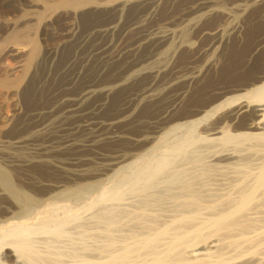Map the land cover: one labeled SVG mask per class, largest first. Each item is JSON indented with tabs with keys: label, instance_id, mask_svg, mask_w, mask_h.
<instances>
[{
	"label": "bare ground",
	"instance_id": "6f19581e",
	"mask_svg": "<svg viewBox=\"0 0 264 264\" xmlns=\"http://www.w3.org/2000/svg\"><path fill=\"white\" fill-rule=\"evenodd\" d=\"M0 1L3 9H8L7 7L10 6L20 7L18 3L22 2L21 0ZM23 1L25 3L30 2L28 6L41 5L42 8L19 14V18L13 20L12 31L0 42V71L8 70L6 64L4 65V62H2V56L4 53L6 55V52L15 55L22 67V73L20 71V75L16 78L11 79L10 76L4 74L5 76L3 75L4 77L0 78V87L9 92H15L16 90L19 91L30 80L32 86L29 87H32V91L37 94L35 97L39 98L36 100L37 103L40 100L42 101L45 95L48 94L46 92L53 84L49 82L52 78L49 81H47L48 79L43 80L47 74L42 77L44 74L39 73L40 66L42 65L44 69L43 65L47 63V59L49 61L64 47V52H66V46H69V42L75 35L73 24V27L67 25V28H64L65 25H61L64 28H61L63 31H60V28H56L58 29L56 30L54 24L61 20V24H63V20L68 18L69 13L74 14V11L79 10L92 14L114 13L116 16L112 20L99 22L100 24L95 28L93 27L92 30L89 29L91 32L85 34V38H81L80 44H78L85 46L91 35L96 36V40L94 39L93 42L91 40L90 45L87 44L89 49L86 48L87 53L84 57H81V65L76 64L77 62L80 63L79 60H73V63L70 62L67 66H62L64 70L61 69L64 75V72H68L70 65L71 68L74 65L79 68L82 67L77 71L75 67V71L72 70L73 73L68 77V80L65 82L64 79L63 83L61 81L62 84L59 83L61 86H58L57 82L58 87L55 86L56 84L54 85L56 88L52 85L50 88H54L52 93H49L52 95L49 96H52L53 100L47 105H35L34 110L31 109L32 112L28 114V126L24 125L25 129L22 126L23 131L19 132L20 134L16 135L14 133L13 136L11 133L8 140L0 143V157H2L3 163L10 165L9 168L13 167L15 169L14 172L6 169L8 166L2 165L3 163L0 160V264H264V160L254 164L253 159L255 154H261V157L264 155V0H193L194 2L190 1L192 3L188 4V8L186 7L187 10L184 8L185 5L183 6L184 12L172 15L176 14L173 11L174 13L172 12L171 15L162 19L158 18L159 9L163 2L167 1L169 3L171 0ZM126 8L133 9L135 15L126 27L119 29V15ZM166 10L165 8L164 11ZM72 11L73 13H71ZM81 11H79L80 15ZM208 17L212 18L216 24L212 30H202L204 35H209L214 40V43L212 42V45L207 48L208 50L213 49L218 42L229 41L234 36L245 34L243 36L244 42L238 39L239 41H237L240 43L231 45L233 47L230 50V56H233L234 59L232 58L230 61L229 58V63L226 61L229 66L225 65L226 63L224 64L228 67L225 79L227 78L232 83L228 82L231 86L222 90L223 86L228 84L224 83L225 85L221 87L222 91L218 93L214 100L205 105L203 104L201 107L199 106L196 110L192 109L193 113L190 111V115L185 122L172 126L167 133L177 130L187 131L188 133H186L187 136L181 138L183 139L181 142L176 143L177 145L174 144L173 146L172 144V147H165L164 153H161L162 149L158 156L156 154V156L154 154L149 155L150 152L129 161L131 158L128 155L129 153L118 154L115 151L116 156L111 153L114 156L113 159L107 160L110 158H106V160L104 159V161L98 163V168H95V171L93 170L94 172L90 177L88 176V179L98 180L100 175H106L111 170H115V173L110 179L111 184L108 182L109 184L106 186H99L98 194L95 197H90L89 202H84L86 203L84 206L86 210H98L92 211L94 214H91V217L94 216L95 222L98 224L96 226L99 228L97 234L92 233L90 227L88 228L91 231L87 230L86 226L88 224L86 225L85 220L81 217L83 216L81 214L83 208H80L81 204L80 207H77L73 206V203L68 208L67 204L60 205L56 200L55 202L51 201L54 199L52 196L57 197L58 194L57 196L56 193L54 195L50 194H53L55 190L58 192L60 186L62 189L59 182H49V179L47 182H40L39 177L36 178V181L39 180L40 185H38V182L37 185L36 183L34 185L48 188V192H45L44 195L38 192L29 193L30 190L27 192L25 190L27 187L24 188L26 183L23 186L22 183L15 182L17 176L22 179L27 173L33 171L37 173L39 168L34 169L36 165H49L65 176L62 178L69 180L85 176L88 170L92 169V165H90L91 168H87V164L93 161L91 155L94 153L99 155L96 150L102 148H99V145L104 143L103 140L127 138L124 134L126 129L121 131L119 126L122 123L124 124L125 121L127 124L142 100L147 98L154 100L161 94L163 89H167L169 86L173 87V84L177 86L179 83L183 85V83L198 81L201 75L204 74L200 67L192 66L193 69L188 72L178 70L179 67L176 70L175 65L177 64L174 67L170 66L169 58H171L173 52L181 47L187 49L184 50L185 52L193 47V41H190L192 36L189 38V29L192 30L194 27L197 29L196 25L203 18ZM51 26L53 27L50 28ZM42 28H48L51 30L52 36L59 38L56 46L50 47L51 45H48L50 47L48 49L44 46L47 49L43 48L45 52L41 48L44 43L41 44V41L38 40L40 36L39 38L37 36ZM192 31H190V35ZM47 34H49V31ZM123 36H128L129 40L122 41ZM118 40L122 42L118 44ZM76 41L74 40V45ZM70 46H72V43ZM204 47L206 48V46ZM142 49H148V53L138 56ZM193 49L191 51H194ZM207 49L205 50L206 53ZM74 51H72L73 55L75 54ZM72 52L68 51L70 54ZM204 52L202 51L203 54ZM61 53L59 54L61 55ZM186 54L188 55V53ZM224 54L226 55V53ZM222 57L223 55H220L219 58ZM199 58H203L202 54ZM193 60L195 61V59ZM216 60L214 58L207 59L206 67L214 68ZM92 63H94V66L96 65V68L93 66L96 69V71H93L95 73H86L88 71L87 66ZM119 63H122V65L125 63L120 72H116L111 77L104 76L108 67L119 66ZM222 66L220 67L223 68ZM113 69L110 71L114 72ZM214 69L212 70L214 71ZM38 73L42 77L40 80L41 77ZM168 73L171 76L173 74V77L167 79L166 75ZM213 73L212 76H214ZM218 73L220 76L221 71H218ZM224 73L222 75H225ZM52 74L54 76L55 73ZM60 74L62 75V73ZM162 76H166L163 77L164 80L161 79ZM147 77L146 82L144 78L147 79ZM142 78L143 81L145 80L144 84L139 86L140 88L137 87L138 89L135 91L128 93L127 89L134 86L133 84L139 82ZM222 78L219 77V80ZM223 79L222 81L226 82ZM214 80L219 81L217 78H214ZM54 81H56V78ZM80 81L82 85H80L79 90L76 89L75 91L73 84L75 86ZM222 81L219 83L223 84ZM46 82H49V87ZM207 83L206 85H208ZM172 89L175 91L174 87ZM125 90L128 91V94ZM121 91H124L127 95L124 96V93H120L123 96L119 94L118 98L116 93ZM31 93V91L28 92L29 95ZM115 94L118 98L116 99L117 103H115L118 110L113 115L109 112L106 114H111L110 116L103 115L110 98L113 95L114 98ZM179 95L181 94L179 93ZM163 99H165L164 95ZM176 99L178 98L176 97ZM34 100L32 98V102ZM109 104L110 106H108L111 108L113 104ZM150 106L148 105L149 108H151ZM158 106H161V104ZM140 108L142 107H139V111ZM143 108L142 111L147 110V108H144V110ZM167 108H169V105ZM17 110L15 109V111ZM151 111L149 112L151 113ZM136 112L137 115H134L138 116L139 112L137 110ZM158 113L160 114V112ZM15 116L16 114L14 116L12 114L11 117L5 116L7 118L6 121L4 120L5 125H12L15 122L14 120L17 119ZM216 116H218L217 119ZM21 117L18 116V118ZM212 119L214 121L209 122ZM133 121L134 119L130 124L134 123ZM165 122L162 123L165 125ZM15 123L12 126L16 129ZM5 125L2 126L3 130L6 127ZM11 125L10 127H12ZM201 127L202 131L200 132L198 129ZM155 128L158 135H150L149 131L146 133L145 130V135L132 138L140 144L141 141H145L147 145L157 143L163 138L160 134L164 128L161 126H155ZM15 129L9 130L15 132L17 131ZM6 132L7 135L10 133ZM1 135L3 134L0 133ZM171 139L173 138L171 137ZM193 147H195V150L191 152L190 148L193 149ZM202 147L205 148L203 150H206L208 154L203 150L206 155L201 154V150L199 152L198 149ZM120 149L123 150L122 147ZM125 152L127 151L125 150ZM66 153L69 154L67 157ZM64 154L66 155L64 156ZM258 158H260V155ZM181 161L196 164L194 166L200 167L201 165V168L199 172L186 170L187 166H185L186 169H181L179 168ZM44 172L46 173V170ZM43 173L40 174L43 175ZM47 173L46 176H49ZM51 176L50 178H52ZM33 177L35 178V176ZM85 177L87 179V176ZM52 179H54V176ZM103 184L105 185V183ZM36 186L34 189H37ZM95 186L97 185H94L93 181L79 182L75 187L62 189L59 193L61 194V196L59 195L60 200L62 197L77 199L83 191L86 193L85 190L99 188ZM48 194L50 196L45 197ZM129 194H133V198L136 195L140 199L138 203L135 201L137 204L133 202L135 204L134 208H136L134 214L131 212L128 214L121 210L122 208L113 205L114 202L126 199ZM125 196L127 197L125 198ZM10 197L17 198L19 204L16 200L15 206H13ZM80 199L82 198L78 200ZM167 201L174 202L173 209L165 208ZM63 210L64 214L62 213L63 216H61L59 211L62 212ZM84 212L86 213V211ZM126 216L130 220L125 221ZM86 220L88 221V219ZM124 221L125 224H123ZM134 222L140 227L133 224ZM42 235L45 236L40 237ZM95 236L96 243L89 247L87 240L95 238ZM97 237L99 240H97ZM89 251H92L93 254H89Z\"/></svg>",
	"mask_w": 264,
	"mask_h": 264
},
{
	"label": "rangeland",
	"instance_id": "374dc122",
	"mask_svg": "<svg viewBox=\"0 0 264 264\" xmlns=\"http://www.w3.org/2000/svg\"><path fill=\"white\" fill-rule=\"evenodd\" d=\"M22 2L21 3H18V6H20V7H15V6H10V7H7L8 9H3V7H2V5H1V1H0V42H2L5 38H6V36H8V34L12 31V29L11 28H13V26H11V25H13V20L15 19H18L19 18V14H22L23 12H28L29 10H31V11H36V10H39L38 8H42L41 7V5H39V6H37V5H32V6H28V4H30V2H28L27 0V2L28 3H25L23 0H21ZM177 1V0H176ZM176 1H169V3H167V1L166 2H163V5L161 6V8L159 9V12H158V18L159 19H162V18H165L166 16H169V15H171L172 14V12L174 11V12H176V14H172V15H177V14H180V13H182V12H184V8H188V6L190 5V3H192V2H190V1H193V0H186V2H185V0H183V1H177V3H176ZM195 1V0H194ZM193 1V2H194ZM173 4H172V3ZM171 3V4H170ZM23 4H25V5H23ZM168 4V5H167ZM178 4V5H177ZM189 4V5H188ZM169 5H171V6H169ZM185 5V6H184ZM23 6V7H22ZM35 6V7H34ZM170 8H169V7ZM175 6V7H174ZM183 6H184V8H183ZM12 7V8H11ZM22 7V8H21ZM163 7V8H162ZM180 7V8H179ZM11 8V9H10ZM21 8V9H20ZM165 8L167 9L166 11H164L165 10ZM173 10H172V9ZM187 8H186V10H187ZM26 9V10H25ZM34 9V10H33ZM7 10V11H6ZM20 10H22L21 12H20ZM24 10V11H23ZM79 11H81V10H79ZM79 11H74V14H70L69 13V15H68V18H66V19H64L63 21L64 22H66L65 24H64V22H63V24H61V21H59V22H57V23H55L56 24V26H55V24H54V27H55V29L56 28H60L59 30L61 31L62 29H64V28H67V25H70L71 27H73L74 28V30H75V35L73 36L74 38L73 39H71V41L69 42V46L71 45V43H72V46H70V48H69V46L67 47L66 46V49L65 50H67L66 52H64V48L62 49V51H60L59 53H61V55L58 53V54H56L54 57H51L50 59H52V60H50L49 59V61H48V59H47V65H46V68H45V65H43L44 66V69H43V67H42V65L40 66V68H41V70L43 69V71H41L40 70V68H39V73L42 75V74H44L42 77H45V74H47L46 75V77L43 79V80H47V81H49V79L50 78H52V79H50L51 81H49L53 86L56 84V82L58 83V86H61V84L63 83V80L65 79V82L68 80V77H70L71 76V74L76 70H79L80 68L76 65H74L72 68H71V65H70V68H68V72H64V75H63V70H64V67L65 66H67L68 64H70V62H74V61H77V60H79V62L80 63H76V64H79V66L81 65V57H84V55L87 53V49L86 48H88L89 49V45H90V41L92 40V42L94 41V39L96 40V36L94 37V35H91V38H93V39H91V38H89V41H88V43H89V45H85V46H81V45H79L80 44V40H81V38L83 39V38H85V36L87 35V34H89L90 32H91V30L92 29H94L98 24H100V23H103L105 20L107 21V20H112L115 16H116V14H114V13H89V12H87V11H84V10H82L81 11V15L79 14ZM169 11H171V12H169ZM179 11V12H178ZM181 11V12H180ZM20 12V13H19ZM30 12V11H29ZM134 10L133 9H130V8H126L125 10H123L121 13H120V15H119V18H120V25H119V29L120 28H124V27H126L127 25H128V23L132 20V18H134ZM163 12V13H162ZM168 12V13H167ZM173 12V13H174ZM178 12V13H177ZM71 13H73V11L71 12ZM99 14V15H98ZM123 14V15H122ZM17 15V16H16ZM75 15V16H74ZM100 17H101V19H100ZM11 18V19H10ZM6 19V20H5ZM70 19V20H69ZM73 21H72V20ZM66 20V21H65ZM69 22H68V21ZM96 22H95V21ZM203 21V22H202ZM71 22V23H70ZM100 22V23H99ZM202 22V23H201ZM201 22L198 24V25H196V27H197V29L194 27V28H192V30L191 29H189V38H190V36H192L191 37V39H190V41L192 40L193 42H192V45H193V47L192 48H194L193 50L195 51H191V49L190 50H188L187 52H185L186 50L183 48L182 49V47L180 48V49H177V51H175V52H173L172 53V55L170 56L171 58H169V64H170V66H172V67H174V65L175 64H177V65H175V69L177 68L178 69V67H179V69L178 70H183L184 72H188L189 70L191 71L192 69H193V67H200L201 69H202V73H204V74H202L201 75V78H203V80H201V78L198 80V81H195V82H191V83H183V85H181L180 83H179V85L177 84V86H175L176 84H173L172 86L175 88L174 90L175 91H173V87H171V86H169V87H167V89L165 88V89H163L162 91H161V94H159V96L157 97V98H155L154 100H152V99H144V100H142L140 103H139V105H138V107H137V111L139 112L138 113V116H136L137 114V112H136V110L133 112V114L132 115H134V114H136V115H134V116H132L131 115V117H130V119L127 121V124H126V121H125V123L123 124L122 123V125H120L119 126V128H121V131H122V129H124V131H125V129H126V133H124V131H123V133L124 134H126V136H127V138H119V139H117L116 140V138L115 139H111V140H109V138H108V140H103V142L105 143H102V144H98L99 146V148H101V149H98L97 148V153L99 154V155H97L96 153H94L93 155H91V157H92V159H93V161L92 162H87L88 164H87V168L89 169V167H90V165H92L91 167H92V169H90V170H88V172H87V174L85 175V176H87V179H86V177L85 176H82V177H79V178H77V179H74V180H69V179H67V178H62V177H65L64 175H62V173H59V171H57L56 169H54V168H52L51 166H49V165H36L35 166V168L34 169H36V168H39L38 169V171H37V173H34V171L33 172H30L29 174L27 173V174H23L24 176H23V178H22V176H21V178L22 179H19L18 178V176H17V178H15V182H17V183H22L23 184V186H24V184H25V186H24V188H26L25 190L28 192L29 190H30V192L29 193H32V192H38L39 194H43L44 195V193L45 192H48V188H46V187H43V186H39V187H37L36 185H37V182L39 183L38 185H40V182H47V180L49 179V182H55L56 181V183L57 182H59L60 183V185H62V189H65V188H68V187H75L76 185H77V183H79V182H91V181H93V183H94V185H97L98 187L100 186V187H103V186H106V185H108L109 183L111 184V177L114 175V173H115V170H111V171H109V172H107L106 173V175L104 174V175H100L99 176V178L100 179H98V177H97V179L99 180H96V179H93L92 180V178H90V179H88L89 177H90V175L96 170L95 168H98V163L99 162H101V161H104V159L106 160V158H110V159H107V160H111V159H113L114 158V156H116L117 154L116 153H126V154H128L131 158H130V160L129 161H131L132 159H136V158H138V157H140L141 155H143V154H145V153H150L149 155H160L159 154V152H161L160 150H162V152L161 153H164L163 151L167 148V147H172V144H173V146H174V144L175 145H177L176 143H178V142H181L183 139H181V138H184L185 136H187L186 135V133H188L187 131H183V130H177V131H170L169 133H167L168 132V130H170L171 129V127L172 126H174L175 124H177V123H183V122H185L186 120H187V117L190 115V111H192L191 113H193V110H196V109H198L199 108V106L201 107V106H203V104L205 105V104H207V103H209L210 101H212V100H214L215 99V97H217V95H218V93L220 92V91H222V90H225L226 88H228L229 86H231V82L230 81H228V79L226 78L225 79V76H226V73H227V70H228V67L227 66H229V65H227V62L226 61H228V59L231 61L232 60V58H233V56H230V54H231V48L233 47V46H231V45H233V43H234V45H236L237 43H240V42H238L239 40L241 41V42H244L245 40H244V38H243V36H245V34L244 35H240L241 36V38H240V36H234V37H232L231 38V40H229V41H223V42H218V43H216L215 45H214V48L213 49H207L210 45H212V42L214 41L213 40V38L210 36L209 37V35H204L203 33H202V30H212L214 27H215V22H214V20L212 19V18H210V17H208V18H203L202 20H201ZM94 23V24H93ZM6 24V25H5ZM72 24H73V26H72ZM93 24V25H92ZM57 25H58V27H57ZM64 26L65 25V27L63 28L62 26ZM201 25H203V26H201ZM6 26H7V29H6ZM90 26V27H89ZM199 26V27H198ZM53 26H51L50 28H52ZM94 27V28H93ZM62 28V29H61ZM58 29H56V30H58ZM88 30V32H87V30ZM89 29H91V30H89ZM9 30V31H8ZM45 30V31H44ZM47 30V31H46ZM79 30V31H78ZM85 30H86V33H85ZM48 31H49V34H47L48 33ZM50 31L51 30H49L48 28L47 29H43L42 28V30L40 29L39 30V32H38V34H37V36H38V38H39V36H40V38L38 39L39 40V42L41 43V44H43V45H41V48H42V50H43V52H45V50L44 49H46L45 47H47V49H48V47L50 46V47H53V46H56L57 44H58V42H59V38L58 37H54V36H52L51 35V33H50ZM63 31V30H62ZM190 31H192V34L190 35ZM46 32V33H45ZM82 33V35H81V33ZM76 33H78V34H76ZM79 33H80V36H79ZM86 34V35H85ZM200 34V35H199ZM85 35V36H84ZM51 36H52V38H51ZM76 36H79V37H76ZM82 36V37H81ZM93 36V37H92ZM209 38H208V37ZM5 37V38H4ZM53 37H54V39H53ZM76 37V38H75ZM56 38V39H55ZM77 38H79V39H77ZM124 38V39H123ZM123 38L121 39L122 41L123 40H129V38H128V36H123ZM210 38H212V39H210ZM236 41H235V40ZM239 39V40H238ZM53 40V41H52ZM58 40V41H57ZM74 40L76 41V43H75V45L73 44L74 43ZM238 40V41H237ZM56 41V43H54ZM79 41V42H78ZM122 41H117V43L119 44V43H121ZM50 42V43H49ZM236 42V43H235ZM52 43H54V44H52ZM79 43V44H78ZM211 43V44H210ZM214 43V42H213ZM49 45V46H48ZM79 45V46H78ZM197 45V46H196ZM222 45V46H221ZM224 45V46H223ZM43 46V47H42ZM45 46V47H44ZM75 46H77V47H75ZM195 46V47H194ZM204 46H206V48L204 47ZM49 47V48H50ZM84 47H85V49H84ZM201 49H200V48ZM217 49H216V48ZM223 47H225V48H223ZM44 48V49H43ZM70 50H69V49ZM77 48V49H76ZM83 48V49H82ZM46 49V50H47ZM82 49V50H81ZM196 49V50H195ZM207 49V53H206V50ZM223 49V50H222ZM73 50H75L74 51V55H73ZM179 50V51H178ZM185 50V51H184ZM217 50V51H216ZM220 50H221V52H220ZM226 50H228L227 52H226ZM68 51H70V53L72 52V54H70V53H68ZM77 51H78V53H77ZM80 51V52H79ZM85 51V52H84ZM200 51V52H199ZM202 51L204 52V54L202 53ZM209 51H211V52H209ZM223 51H225V52H223ZM230 51V53H228ZM84 54H83V53ZM192 52V53H191ZM197 52H199V53H197ZM66 53V54H65ZM146 53H148V49H142L141 51H140V53L138 54V56H143V55H145ZM185 53V54H184ZM186 53H188V55L186 54ZM190 53V54H189ZM195 54V56H194V54ZM205 53H206V55H205ZM208 53H210L209 55H207ZM222 56L223 55V57L220 59L219 57H220V55ZM224 53H226V55L224 54ZM64 54V55H63ZM68 54V55H67ZM82 54V55H81ZM201 54H202V57L203 58H199V57H201ZM67 55V56H66ZM78 57H77V56ZM175 55V56H174ZM212 55V56H211ZM225 55V56H224ZM229 55V56H228ZM4 56V57H3ZM3 56H2V62H4L3 64L7 67V69L10 71H8V70H6V71H4V72H2V71H0V78L4 75V74H6V75H8V76H10V78L11 79H13V78H16L17 76H19L20 75V71H21V73H22V67L20 66V63H19V59L17 60V57L15 56V55H13L12 53H8V52H6V55H5V53L3 54ZM14 56V57H13ZM56 56H58V57H56ZM62 56H65V57H62ZM73 56V57H72ZM184 56V57H183ZM186 56V57H185ZM196 56H198V57H196ZM205 56V57H204ZM206 56H208V57H206ZM211 56V57H210ZM60 57V58H59ZM226 57V58H225ZM68 58H70V59H68ZM73 58V59H72ZM77 58V59H76ZM184 58V59H183ZM187 58V59H186ZM191 58V59H190ZM205 58V59H204ZM209 58H214L217 62H216V65L214 66V68H212V69H214V71L211 69V68H208V67H206V60L207 59H209ZM224 58H225V60H224ZM58 61H57V60ZM59 59H60V61H61V63H60V61H59ZM62 59H64L63 61H62ZM193 59H195V61L193 60ZM197 59H199L198 60V62H196V60ZM218 59H219V61H218ZM234 59V58H233ZM57 62H55V61ZM74 60V61H73ZM191 61V60H193L196 64H193L194 62L193 61H191V62H189V61ZM202 60V61H201ZM54 61V62H53ZM92 61V60H91ZM200 61V62H199ZM224 63H223V62ZM230 61H228V63L230 62ZM53 62V63H52ZM187 62H189V63H191V64H193V65H191V64H187ZM49 63V64H48ZM55 63V64H54ZM71 63V64H72ZM123 63V62H122ZM122 63H119L118 65L119 66H117V65H114L113 67H111V68H107L106 69V73H105V77H111V76H113V75H115L116 74V72H120L121 71V69L125 66V63L122 65ZM182 63H183V65H182ZM226 63V64H225ZM19 64V65H18ZM54 64V65H53ZM64 64V65H63ZM93 64V65H92ZM92 64H89L88 66H87V72L86 73H95V72H93V71H96V69H94V68H96V65L94 66V63H92ZM199 64V65H198ZM217 64H219V65H217ZM221 64V65H220ZM222 64H223V66H222ZM224 64L225 65H227V66H224ZM181 65V66H180ZM62 66H64V67H62ZM92 66V67H91ZM93 66H94V68H93ZM117 66V67H116ZM182 66H184V67H182ZM193 66V67H192ZM217 66H218V68H217ZM220 66H222L223 68H221ZM9 67V68H8ZM49 67V71L47 70V68ZM53 67H55V68H53ZM58 67H60V68H58ZM75 67H76V69H75ZM78 67V68H77ZM89 67H90V69H89ZM121 67V68H120ZM205 67H206V69H205ZM63 70H62V69ZM113 68H115V69H113ZM116 68H118L117 70H116ZM20 69V70H19ZM52 69H53V71H52ZM57 69V70H56ZM61 69V70H60ZM75 69V70H74ZM109 69V70H108ZM113 69V71L114 72H112V71H110V70H112ZM176 69V70H177ZM184 69H186V70H184ZM221 69H223V70H221ZM225 69V70H224ZM227 69V70H226ZM59 70V71H58ZM70 70V71H69ZM72 70H73V72H72ZM92 70V71H91ZM206 70V71H205ZM210 70H211V73H210ZM108 71V72H107ZM209 71V72H208ZM214 73H213V72ZM218 71H221V74H220V76H219V73H218ZM225 73H224V72ZM9 72V73H8ZM43 72V73H42ZM45 72V73H44ZM47 72V73H46ZM51 72V73H50ZM225 74V75H222L223 73ZM2 73V74H1ZM38 73V74H39ZM52 73H55L54 74V76H53V74ZM60 73H62V75L60 74ZM69 73V74H68ZM109 75H108V74ZM209 73V74H208ZM213 73V75L214 76H212L211 74ZM217 73H218V75H217ZM39 74V76L41 77V75ZM50 74V75H49ZM52 74V75H51ZM58 74H60L61 75V77H59L60 75H58ZM111 74V75H110ZM118 74V73H117ZM208 74V75H207ZM50 77H49V76ZM67 75V76H66ZM206 75V76H205ZM216 75H217V77H216ZM222 75V76H221ZM5 76V75H4ZM3 76V77H4ZM52 76V77H51ZM62 76H63V79H62ZM67 77V79H66V77ZM167 76V77H166ZM166 76H162L161 77V79L162 80H164L163 79V77H166L167 79H170V78H172L173 77V74H172V76H171V74L170 73H168ZM168 76H170V77H168ZM42 77L41 78H39V80L40 79H42ZM56 78V81H54L55 80V78ZM213 77V78H212ZM219 77H223L225 80H226V82H223L222 81V79L221 80H219ZM53 78H54V80H53ZM204 78H206V79H204ZM214 78L216 79H218L219 81H215L214 80ZM60 79V80H59ZM62 79V80H61ZM145 80H146V82H147V80H148V77H147V79L146 78H144ZM211 80V82H210V80ZM223 79V80H224ZM42 80V81H43ZM60 82H59V81ZM145 80L143 81V78L142 79H140L139 80V82L137 81V82H135L133 85L134 86H131L132 88H133V90H132V88L130 87L129 89H127L128 91H126V93L128 92V93H130V92H133V91H135L136 89H138L137 87H139V86H142L144 83L143 82H145ZM166 80V79H165ZM209 80V81H208ZM224 80V81H225ZM30 80H28L26 83H25V85H23V87H21L20 89L22 90H20L19 89V91L18 90H16L15 92L17 93H15L14 91H8V90H4L3 89V87H0V88H2V89H0V128L3 126V125H5L6 123L4 122V120L6 121L7 120V118L6 117H8V116H12V114H13V116L16 114V118L20 121V122H22V123H20L17 119L16 120H14L15 122H13L12 123V125L15 123V127H16V129L15 128H13V126L11 125V124H9V126H7V125H5L6 127H4V130H3V127L0 129V133L1 134H3V135H1L0 137V143H1V141H5V140H8L11 136H9V135H11V133L13 134V136L16 134H20L21 133V131H23L22 130V128L23 129H25V126L27 127L28 126V119H29V117H28V114H30L31 112H32V110H34L33 108H35V105H37V104H45V105H47V103H50L52 100H53V97L52 96H49V95H52V94H49L50 92L52 93V90H53V88L56 86V87H58L57 86V84L53 87V88H50L49 87V82H46L48 85V89L49 90H47V92L46 93H48V94H46L45 95V97H47V98H43L42 99V101L40 100L38 103H37V101L36 100H38L39 98H37V97H35V96H37V94L34 92V91H32L33 89H31L32 87H29V86H32L31 85V83L29 82ZM61 81H62V83H61ZM141 81V82H140ZM223 82V84H221V83H219V82ZM208 82V83H207ZM228 82H230V83H228ZM59 83H61V84H59ZM136 83H141L140 85L139 84H136ZM206 83L208 84V85H206ZM209 83H212V84H209ZM215 83V84H214ZM217 83V84H216ZM227 84V85H225V84ZM29 84V85H28ZM79 84V85H78ZM188 84V86H186ZM221 84V85H220ZM80 85H82V82L80 81V82H78L77 84H75V86H74V84H73V89L76 91V89H78L79 90V87H80ZM137 85V86H136ZM181 85V86H180ZM214 85H215V87H214ZM217 85H218V87H217ZM219 85H220V87H219ZM223 85H225V86H223ZM78 86V87H77ZM135 86H136V88H135ZM179 86H180V88H179ZM184 88H183V87ZM224 87L223 89L221 88V87ZM25 87V89H23ZM28 87V88H27ZM55 87V88H56ZM76 87V88H75ZM171 87V88H170ZM176 87H177V89H176ZM182 87V88H181ZM30 88V89H29ZM140 88V87H139ZM168 88H169V92H168ZM186 88V89H185ZM217 88H218V91H217ZM26 89H27V91H26ZM131 89V90H130ZM172 89V90H171ZM181 89V90H180ZM216 89V90H215ZM222 89V90H221ZM33 93H31L30 95L28 94V92L30 93V91ZM166 90V94L164 93V91ZM179 90V91H178ZM173 91V92H172ZM21 92H23V93H21ZM25 92V93H24ZM27 92V93H26ZM172 93V95H171V93ZM178 92V93H177ZM182 92V93H181ZM184 92V93H183ZM10 93V94H9ZM19 93V94H18ZM21 93V94H20ZM34 93H35V95H34ZM120 93H124V91H121V92H118V93H116L117 94V97L119 96V94ZM126 93H124L123 95L125 96V94ZM127 93V94H128ZM175 93V94H174ZM179 93L181 94V95H179ZM215 93H217V94H215ZM23 94V95H22ZM116 94H115V97L113 98V96L110 98V100H109V103H111V108H109V106H110V104L108 103V105H107V107L105 108V110L106 111H104V114L103 115H105V116H110L111 114L113 115L114 113H116V111L118 110V107H116L117 106V104L115 105V103H117V100L116 99H118L117 97H116ZM126 94V95H127ZM164 95V98L165 99H163V95ZM34 95V96H33ZM123 95H121L120 94V96H123ZM169 95V96H168ZM170 95H171V97H170ZM176 95V96H175ZM178 95H179V97H178ZM183 95V96H182ZM213 95V96H212ZM161 96V97H160ZM50 97V98H49ZM176 97L178 98V99H176ZM24 98H26V99H24ZM32 98H33V100L36 102H32ZM166 98H167V101H166ZM30 99H31V101H30ZM51 99V100H50ZM114 101H113V100ZM157 99V100H156ZM159 99H163V100H159ZM174 99V100H173ZM176 99V100H175ZM181 99V100H180ZM183 99V100H182ZM185 99V100H184ZM25 100H28V101H25ZM148 100V101H147ZM156 100V101H155ZM159 100V101H158ZM112 101H113V103H112ZM163 101H165V102H163ZM168 101H169V103L170 102H172V103H168ZM174 101V102H173ZM190 101V102H189ZM44 102H46V103H44ZM144 102H145V104H144ZM149 102V103H148ZM151 102V103H150ZM167 102V103H166ZM180 102V103H179ZM192 102V103H191ZM204 102H206V103H204ZM148 103V104H147ZM154 103H156L155 105H154ZM167 104L166 106L168 107V105H169V108H167L166 106H165V104ZM177 103V104H176ZM30 106H29V105ZM141 104H143V105H141ZM146 104H147V106H146ZM161 104V106H158V105H160ZM174 104V105H173ZM191 104V105H190ZM193 104V105H192ZM194 104H195V106H194ZM28 105V106H27ZM148 105L150 106V105H152V106H150L151 108H149L148 107ZM164 105V106H163ZM172 105V106H171ZM176 105V106H175ZM177 105H179L178 107H177ZM154 106H156L155 108H154ZM162 106H163V108H162ZM190 106H192V107H190ZM29 107V108H28ZM31 107V108H30ZM139 107H144L145 109L147 108V110H144V108H143V110L144 111H142V108H140V111H139ZM160 107V108H159ZM187 108V110H186V108ZM191 109H190V108ZM37 108V107H36ZM117 108V109H116ZM152 108H154V109H152ZM165 108V109H164ZM173 108H175V110H173ZM15 109L17 110V109H19V110H17V111H15ZM28 109H30V110H28ZM32 109V110H31ZM112 109V110H111ZM116 109V110H115ZM159 109H162V110H159ZM170 109V110H169ZM188 109H190L189 111H188ZM193 109V110H192ZM22 111V113H21V111ZM108 110H110V111H108ZM115 110V111H114ZM151 111V113L149 112V111ZM27 111V112H26ZM114 111V112H113ZM146 111H147V113H146ZM162 111H164V113H162ZM166 111V112H165ZM168 111H172L171 113L170 112H168ZM20 112V113H19ZM111 113V114H106V113ZM141 112V113H140ZM158 112H160V114L158 113ZM18 113V114H17ZM170 113V114H169ZM21 114V115H20ZM25 114V115H24ZM27 114V115H26ZM143 114H144V116H146V117H144L143 116ZM168 114V115H167ZM20 117V116H22L21 118H18V116ZM139 115H140V117H139ZM6 116V117H5ZM142 116V117H141ZM155 116V117H154ZM159 116V117H158ZM165 116H167L166 118H165ZM5 117V118H4ZM28 117V118H27ZM133 117H135V118H133ZM136 117H138V118H136ZM164 117V118H163ZM217 117L218 116H216L215 118L217 119ZM23 118V119H22ZM26 118V119H25ZM139 118H141V119H139ZM153 118V119H152ZM163 118V119H162ZM134 119V123H131L130 124V122H132V120ZM137 119H139V120H137ZM167 119V120H166ZM214 119V118H213ZM210 120L209 122H211V121H214V120ZM26 120V121H25ZM131 120V121H130ZM164 120V121H163ZM165 120H166V122H165ZM17 121H18V123H17ZM140 121V122H139ZM159 121V122H158ZM171 123H170V122ZM162 122H165V125H164V123H162ZM168 125H167V124ZM18 124H20L21 126L19 127V125ZM125 124H126V127H125ZM130 124V125H129ZM139 124V125H138ZM155 124V125H154ZM160 124V125H159ZM162 124V125H161ZM10 125L12 126V127H10ZM16 125H18V126H16ZM25 125V126H24ZM131 125H132V127H131ZM158 125V126H157ZM23 126V127H22ZM124 126V127H123ZM155 126L156 127H163L164 128V130L161 132V136L163 137L162 139H160L159 141H157V143L156 142H154L153 144H151V145H147L146 144V142L145 141H141V144L138 142H135L134 140H133V138H137L138 136H141V135H145L148 131V133L150 134V135H158V133H157V131L155 130L156 128H155ZM168 126V127H167ZM18 128V129H17ZM141 128H143V129H141ZM145 128V129H144ZM154 128V129H153ZM6 129V130H5ZM9 129H15V130H17V131H15V132H13V131H11V130H9ZM21 129V130H20ZM131 129V130H130ZM18 130H20V131H18ZM120 130V129H119ZM146 130V131H145ZM200 132L202 131V127L201 128H199L198 129ZM4 133H3V132ZM6 131H8V132H10V133H8V135H7V132ZM146 133H145V132ZM20 132V133H19ZM144 132V133H143ZM15 133V134H14ZM127 133H128V135H127ZM167 133V134H166ZM176 133H178V134H176ZM181 133V134H180ZM134 135V136H133ZM159 135V136H160ZM173 135H174V137H173ZM179 135V136H178ZM160 136V137H161ZM131 139H130V138ZM133 137V138H132ZM170 137V138H169ZM171 137L173 138V139H171ZM120 139H121V141H120ZM179 139V140H178ZM181 139V140H180ZM124 140V141H123ZM127 140V141H126ZM131 140V141H130ZM133 140V141H132ZM106 141V142H105ZM110 141V142H109ZM114 141H116L117 143H115ZM162 141V142H161ZM122 142V143H121ZM171 142V143H170ZM173 142V143H172ZM124 143V144H123ZM126 144V145H125ZM130 144V145H129ZM139 144V145H138ZM104 145V146H103ZM111 145V146H110ZM124 145H125V147H124ZM128 145V146H127ZM135 145V146H134ZM171 145V146H170ZM144 146H145V148H144ZM153 146H155V148H153ZM120 147H122L123 148V150L122 149H120ZM139 147H141V148H139ZM158 147V148H157ZM166 147V148H165ZM118 148V149H117ZM126 148V149H125ZM127 148H129V149H127ZM117 149V150H116ZM140 149V150H139ZM142 149V150H141ZM151 149V150H150ZM203 149H205V148H199L198 150H199V152H200V150H201V154L203 153L204 155H206V153L208 154V152H206V150H203ZM122 150V151H121ZM125 150L127 151V152H125ZM145 150V151H144ZM155 150V151H154ZM190 150H191V152H192V150L194 151L195 150V147H193V149L192 148H190ZM204 152H206V153H204ZM104 151V152H103ZM115 151H116V153H115ZM121 151V152H120ZM102 152V153H101ZM105 153L107 154L106 156H105ZM114 155H112V154ZM67 154V155H66ZM66 154H64V156L66 155V157L69 155L68 153H66ZM91 154V153H90ZM132 154V155H131ZM200 154V153H199ZM200 154V155H201ZM133 155H135V156H133ZM155 155V156H156ZM162 155V154H161ZM260 155V158H258V156ZM263 155V154H262ZM1 156V155H0ZM110 156V157H109ZM256 156V157H255ZM113 157V158H112ZM257 158V159H256ZM264 158V155L261 157V154H255L254 156H253V159H254V164H257L256 162H261L262 160H264L263 159ZM255 159H256V161H255ZM0 160L2 161V157H0ZM128 161V162H129ZM2 163H3V161H2ZM181 164H180V166H179V168H184V169H186V167L185 166H187V169L186 170H189V171H191V172H199V169L201 168V165H200V167L199 166H194V165H196V164H189V163H186V162H183V161H181L180 162ZM184 164V165H183ZM186 164V165H185ZM2 165H6V164H2ZM192 165V167H190ZM6 166H8L6 169H9V170H11V171H13L14 172V168L13 167H10L9 168V166L10 165H6ZM38 166V167H37ZM42 166V167H41ZM194 166V167H193ZM90 167V168H91ZM93 167H94V169H93ZM42 168V169H41ZM13 169V170H12ZM34 169H32V170H34ZM41 169V170H40ZM43 169H45L46 170V173H47V171H48V173H50V174H48L47 173V175H49V176H46V173L44 172L45 170H43ZM51 169V170H50ZM197 169H198V171H197ZM31 170V171H32ZM94 170V171H93ZM40 171H43V172H40ZM54 171V172H53ZM12 172V173H13ZM54 174H53V173ZM32 173V174H31ZM39 173V174H38ZM40 173H43V175L42 174H40ZM53 175H52V174ZM111 173H113L112 175H111ZM45 174V175H44ZM89 174V175H88ZM30 175V176H29ZM52 175V176H51ZM109 175H111L110 176V178H108L109 179V181H108V179H107V177H109ZM28 176V178L30 177V179H31V177H32V179L30 180V179H28V178H26ZM33 176H35V178L33 177ZM40 176H43V177H40ZM50 176L53 178V176H54V179H52V178H50ZM61 176V177H60ZM89 176V177H88ZM39 177V180H40V182H39V180H37L36 181V178H38ZM48 177V178H47ZM25 178V179H24ZM40 178H42V179H40ZM60 178H62V179H60ZM18 179V180H17ZM60 179V180H59ZM23 180V181H22ZM27 180V181H26ZM76 180V181H75ZM87 180H89V181H87ZM28 181H30V182H28ZM62 183H61V182ZM79 181V182H78ZM106 181V182H105ZM28 182V183H27ZM65 182V183H64ZM69 184H68V183ZM73 182V183H72ZM75 182V183H74ZM109 182V183H108ZM36 183V185H34ZM97 183H99V184H97ZM103 183H105V185L103 184ZM107 183V184H106ZM31 184V185H30ZM70 184H71V186H70ZM29 186V187H28ZM31 186H33V187H31ZM37 187V189H34V187ZM97 186H95V187H97ZM100 187L99 188H91V189H89L88 191H86L85 190V192L86 193H84V191L79 195L80 197H78L77 199L76 198H74V197H71V199H67V198H64V197H62V199L60 200V196H61V194H59L60 193V191L62 190L61 189V186H60V188H58V192H57V190H55V191H53V194L51 193L50 195H54L55 193H56V196H57V194H58V196H59V198H57V197H55V195L54 196H52L54 199H52L51 201H54L55 202V200H56V202H59V204L61 205V204H67V206H68V208H70L71 207V205H73V203H74V205L73 206H79L80 207V204H81V207L80 208H84V206L86 205V203L87 202H89L88 200H91V198L90 197H95L97 194H98V190H100ZM94 191H93V190ZM43 192V193H42ZM88 192V193H87ZM90 192V193H89ZM92 192V193H91ZM96 192V193H95ZM34 193V194H35ZM95 193V194H94ZM33 194V193H32ZM86 194V195H85ZM89 194V195H88ZM49 194L47 195V196H45V197H48V196H50ZM129 195H131L130 197H129ZM128 195V197L127 196H125V198L126 199H123L122 201H118V202H114L113 203V205L114 206H117V207H119L121 210H124V212H126V213H132V214H134L135 212H136V208H134L135 206V204H137L139 201H140V199H138V196H136V195H134V198L132 197L133 196V194H129ZM86 196V197H85ZM137 199H136V198ZM56 198V199H55ZM64 198V199H63ZM79 198H82V199H80V200H78ZM90 198V199H89ZM130 198V199H129ZM10 200L12 199H14L13 201L11 200V203H13V206H15V204L14 203H18L19 202V200L17 199V198H9ZM133 199H135V200H133ZM17 200V201H16ZM67 200V201H66ZM69 200V201H68ZM125 200V201H124ZM16 201V202H15ZM87 201V202H86ZM128 201V202H127ZM135 201H137V203L135 202ZM65 202V203H64ZM66 202H68V203H66ZM78 202V203H77ZM84 202H86V203H84ZM135 204H134V203ZM167 202H169V201H167ZM166 202V204H165V208L166 207H168L169 209L170 208H174V202H172V201H170L169 203H167ZM172 202V203H171ZM76 203V204H75ZM83 203V204H82ZM121 203V204H120ZM133 205H132V204ZM19 204V203H18ZM173 204V205H172ZM119 205V206H118ZM70 206V207H69ZM72 206V207H73ZM81 209L82 210V212H81V214H83V216H81L82 217V219L83 220H85V223H86V228H87V230H90L88 227H90L91 228V232L92 233H98V231H99V228H97L96 226H98V224L95 222V218H94V216H92L91 217V214L93 215L94 213L92 212V211H98L97 209H95V210H86L85 208V210L84 209ZM168 208H166V209H168ZM129 209V210H128ZM134 209V210H133ZM84 211H86V213L84 212ZM1 213V212H0ZM64 214V210L61 212V211H59V214L61 215V214ZM88 213V214H87ZM168 213H170V211H168ZM87 215V216H86ZM88 215H90V216H88ZM61 216H63V215H61ZM128 216H130V215H128ZM88 219V221L86 220V219ZM90 218V219H89ZM94 219V220H93ZM128 220H130L127 216H126V219H125V221H128ZM125 221H124V223L123 224H125ZM133 221H136V220H133ZM88 222H90V223H88ZM93 223V224H92ZM94 224H95V227H94ZM97 224V225H96ZM133 224H135L136 226H138V227H140L139 225H137L135 222L133 223ZM91 225H93V226H91ZM93 227V228H92ZM97 228V229H96ZM94 229H96V230H94ZM140 229V228H139ZM94 231V232H93ZM43 236H45V235H42V236H40V237H43ZM98 238V237H97ZM91 240V241H90ZM97 240H99V238L97 239ZM88 241V243H87V245L89 246V247H91V246H93V244L94 243H96V236H95V238H92V239H88L87 240ZM91 244H90V243ZM67 246V245H66ZM90 253L89 254H93V252L92 251H89Z\"/></svg>",
	"mask_w": 264,
	"mask_h": 264
}]
</instances>
